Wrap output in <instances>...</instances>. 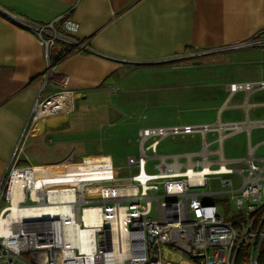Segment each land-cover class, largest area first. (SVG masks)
<instances>
[{"label": "built area", "instance_id": "1", "mask_svg": "<svg viewBox=\"0 0 264 264\" xmlns=\"http://www.w3.org/2000/svg\"><path fill=\"white\" fill-rule=\"evenodd\" d=\"M18 25L44 49L46 80L62 58L90 50L75 38L79 25L69 12ZM57 45L66 51L55 53ZM244 46L264 47V35L231 48ZM253 88H264V81L228 85L231 92ZM51 102L34 103L32 122L58 112ZM242 125L141 128L125 177H114L116 168L101 155L90 165L68 158L45 168L11 166L0 183V264H264V156L250 145L239 158L222 149ZM196 132L199 150H157L168 135ZM208 132L216 133L210 142ZM208 176L220 177V190H203ZM214 194L229 199L237 219L224 218Z\"/></svg>", "mask_w": 264, "mask_h": 264}, {"label": "crops", "instance_id": "2", "mask_svg": "<svg viewBox=\"0 0 264 264\" xmlns=\"http://www.w3.org/2000/svg\"><path fill=\"white\" fill-rule=\"evenodd\" d=\"M67 12L79 25L75 38L90 50L62 58L46 80L44 49L18 22L46 23ZM260 35L264 0H0V183L13 165L84 162L83 154L75 158V150L68 151L71 142L64 138L79 103L100 100L113 86L172 58L235 55L239 48L232 46ZM53 50L62 54L66 48ZM225 89L227 97L211 123L243 124L239 131L246 132L257 155L264 140L252 145L250 139L252 130H264V88ZM235 95L240 99L229 104ZM46 98L58 112L32 122L34 103ZM225 108L242 113L222 120L219 112Z\"/></svg>", "mask_w": 264, "mask_h": 264}, {"label": "rangeland", "instance_id": "3", "mask_svg": "<svg viewBox=\"0 0 264 264\" xmlns=\"http://www.w3.org/2000/svg\"><path fill=\"white\" fill-rule=\"evenodd\" d=\"M235 52V55L229 54L227 58L217 55L172 58L164 62L160 69L150 73L141 71L133 75L130 81L113 86L109 94L100 100L79 103L71 116L70 130L64 134L65 140L71 142L68 151L75 150V158L83 154L87 165L92 160L89 156L106 157V167L116 168L114 177L127 176L126 158L138 153L139 129L210 124L217 117L220 102L227 97L226 85L264 79V48L243 47ZM215 61L216 64H213ZM132 82L135 84L130 85ZM238 95L229 99V104L236 103L240 99ZM219 113L225 120L242 111L225 108ZM64 114L67 116V113ZM245 134V131H239L224 139L222 149L225 157L246 155L248 143ZM215 136L216 133L212 136L208 132L207 142ZM261 140H264V130H252L251 144ZM215 147V144L211 145L212 149ZM200 148L201 135L198 132L183 136L168 135L157 146L162 154ZM256 153L257 156H264V144L259 146ZM219 178L208 176L203 190H220ZM232 179L237 181L236 178ZM212 202L226 220L238 218L225 195H212Z\"/></svg>", "mask_w": 264, "mask_h": 264}, {"label": "bare ground", "instance_id": "4", "mask_svg": "<svg viewBox=\"0 0 264 264\" xmlns=\"http://www.w3.org/2000/svg\"><path fill=\"white\" fill-rule=\"evenodd\" d=\"M86 215H88V212H86ZM178 256V255H177Z\"/></svg>", "mask_w": 264, "mask_h": 264}]
</instances>
